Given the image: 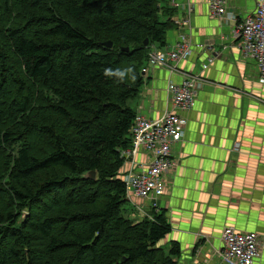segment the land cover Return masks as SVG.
Returning <instances> with one entry per match:
<instances>
[{
	"label": "trees",
	"instance_id": "1",
	"mask_svg": "<svg viewBox=\"0 0 264 264\" xmlns=\"http://www.w3.org/2000/svg\"><path fill=\"white\" fill-rule=\"evenodd\" d=\"M162 1L0 0V264H179L165 210L122 216L127 103L166 46Z\"/></svg>",
	"mask_w": 264,
	"mask_h": 264
},
{
	"label": "crops",
	"instance_id": "2",
	"mask_svg": "<svg viewBox=\"0 0 264 264\" xmlns=\"http://www.w3.org/2000/svg\"><path fill=\"white\" fill-rule=\"evenodd\" d=\"M171 1H162V8L173 10L164 48L188 36L194 53L176 72L150 68L132 108L158 118L171 110L170 81L180 82L186 74L204 79L195 108L184 115V140L173 149L178 165L165 177L166 193L154 200L172 226L164 241L180 243L179 264H222V232L233 226L260 234L262 259L257 264H264V84L235 34L259 0H227L225 19L210 14L207 0H177L179 7ZM188 20L191 30L183 27ZM209 59L213 62L204 70Z\"/></svg>",
	"mask_w": 264,
	"mask_h": 264
},
{
	"label": "built area",
	"instance_id": "3",
	"mask_svg": "<svg viewBox=\"0 0 264 264\" xmlns=\"http://www.w3.org/2000/svg\"><path fill=\"white\" fill-rule=\"evenodd\" d=\"M207 2L212 16L228 18L227 0ZM172 6L179 7L180 3L172 0ZM183 27L191 30L190 21L184 22ZM235 34L240 39L243 56L256 62L258 80L264 84V0L258 1L254 13L243 20ZM193 53L194 45L188 36H180L171 49L153 46L142 75L146 77L150 68H167L176 72L179 64L190 59ZM212 62L213 59H209L203 69L207 70ZM203 83L199 74H186L180 82L170 81L166 91L171 110H165L158 118L136 113L131 128L133 145L121 152L124 161L121 175L126 186V199L137 207L140 220L151 218L150 211L157 208L154 200L166 193L165 177L178 165L173 149L185 137L188 120L184 115L195 108ZM235 149H240V143ZM143 156L147 158L142 159ZM221 240L223 246L218 255L222 264H257L262 259L260 234L257 232H243L226 226Z\"/></svg>",
	"mask_w": 264,
	"mask_h": 264
},
{
	"label": "rangeland",
	"instance_id": "4",
	"mask_svg": "<svg viewBox=\"0 0 264 264\" xmlns=\"http://www.w3.org/2000/svg\"><path fill=\"white\" fill-rule=\"evenodd\" d=\"M172 3V1H171ZM146 83V81L144 82V84ZM141 96V95H138ZM138 97L132 98L128 101L127 105L133 109H135L136 107V102H137ZM155 203V202H154ZM138 214L139 211L137 209V207L132 203L127 201L126 203H124V205L122 206V216L126 217V218H130V219H136V217L138 218ZM150 214V213H149ZM171 242H166V241H162L159 246L164 248L166 251L169 249Z\"/></svg>",
	"mask_w": 264,
	"mask_h": 264
},
{
	"label": "clouds",
	"instance_id": "5",
	"mask_svg": "<svg viewBox=\"0 0 264 264\" xmlns=\"http://www.w3.org/2000/svg\"><path fill=\"white\" fill-rule=\"evenodd\" d=\"M105 75L106 76H114L120 80L125 79L126 77L130 78V79H135V75H134V69L129 67L123 70L117 69L115 71H113L112 69H106L105 70Z\"/></svg>",
	"mask_w": 264,
	"mask_h": 264
},
{
	"label": "water",
	"instance_id": "6",
	"mask_svg": "<svg viewBox=\"0 0 264 264\" xmlns=\"http://www.w3.org/2000/svg\"><path fill=\"white\" fill-rule=\"evenodd\" d=\"M105 45H106L107 47H109V48H113V42H111V41L105 43ZM144 45H145V46H148V45H149V40H145ZM120 50H121V51H127V52H128V51H129V48H120ZM83 178H84L85 180H93V181H95L96 178H97V172H96V171H88V172H86V173L83 175ZM26 217H27V214L24 213L23 216H22V218H21V222H20V223H23V222L25 221Z\"/></svg>",
	"mask_w": 264,
	"mask_h": 264
}]
</instances>
